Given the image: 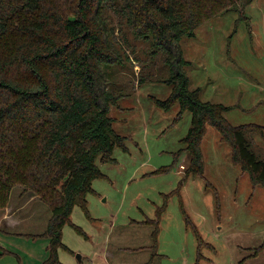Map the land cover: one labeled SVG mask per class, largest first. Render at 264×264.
Here are the masks:
<instances>
[{
  "label": "rangeland",
  "instance_id": "rangeland-1",
  "mask_svg": "<svg viewBox=\"0 0 264 264\" xmlns=\"http://www.w3.org/2000/svg\"><path fill=\"white\" fill-rule=\"evenodd\" d=\"M230 7L204 22L194 37L180 40L190 62V88H199L204 101L230 107L225 116L233 125H264V0H232ZM111 17V37L121 62L103 70L108 88L123 94L110 115L127 149L117 146L114 162L98 159L104 178L94 180L86 209L76 205L72 216L81 230L65 226V242L72 248L66 254L72 261L68 264L90 263L94 243L104 234L102 222L106 228L115 225L113 264L118 259L136 264H264V187L254 185L233 161L231 146L211 125L201 144L204 173L186 177L189 155L181 150L192 113L179 116L178 105L169 111L155 105L153 97L166 99L172 91L165 82L170 76L165 57L152 39L135 38ZM250 136L251 149L264 161V137L257 130ZM19 190L35 194L21 184L11 192ZM159 207H164L160 217ZM146 220H159L156 250L148 248L154 226ZM130 228L136 236H128L123 246L132 249L117 246L116 232L129 234Z\"/></svg>",
  "mask_w": 264,
  "mask_h": 264
},
{
  "label": "trees",
  "instance_id": "trees-1",
  "mask_svg": "<svg viewBox=\"0 0 264 264\" xmlns=\"http://www.w3.org/2000/svg\"><path fill=\"white\" fill-rule=\"evenodd\" d=\"M232 0H0V209L7 206L16 184L24 185L52 212L41 236L50 238L49 256L42 264H62L59 251L63 228L75 226L76 205L84 209L93 182L104 178L98 164L114 162V149H127L115 127L111 107L123 94L108 88L104 65L121 62L114 45V24L128 27L135 38L152 39L162 51L172 87L156 106L179 116L192 113L181 152L189 155V175L204 173L201 148L207 126L215 127L232 149V159L248 172L254 185L264 187V161L251 149V136L264 137V125H233L230 107L200 97L191 89L180 40L212 17L232 8ZM143 78L141 82H143ZM160 208V207H159ZM164 207L158 209L161 216ZM154 229L156 250L159 220ZM154 255H151V259ZM256 253L258 251L256 250ZM147 264H150L148 262Z\"/></svg>",
  "mask_w": 264,
  "mask_h": 264
},
{
  "label": "crops",
  "instance_id": "crops-1",
  "mask_svg": "<svg viewBox=\"0 0 264 264\" xmlns=\"http://www.w3.org/2000/svg\"><path fill=\"white\" fill-rule=\"evenodd\" d=\"M51 216L50 208L44 205L36 194L30 191L23 192V190L12 191L7 206L0 209V264H42L49 256L50 238L41 235L46 231ZM102 226L104 234L101 240L94 243L88 264H113L111 259L117 255L116 251L110 249L114 222L109 224L108 228H106V222H102ZM128 233L123 230L116 232L117 246L132 249L129 246H123L126 238L135 234L132 228ZM63 242L72 250L65 242V226ZM66 254L67 250L60 249L59 255L62 264H68L70 261ZM82 257L81 254L78 255L79 261H82ZM119 263L136 264L133 259L129 261L118 259Z\"/></svg>",
  "mask_w": 264,
  "mask_h": 264
}]
</instances>
